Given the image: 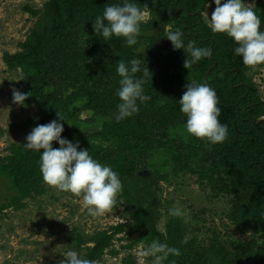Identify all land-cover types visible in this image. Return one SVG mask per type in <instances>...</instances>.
Wrapping results in <instances>:
<instances>
[{"label":"trees","instance_id":"trees-1","mask_svg":"<svg viewBox=\"0 0 264 264\" xmlns=\"http://www.w3.org/2000/svg\"><path fill=\"white\" fill-rule=\"evenodd\" d=\"M117 2L121 0H45L40 9L24 6L22 10L36 21L17 45L19 51L2 55L6 71L17 77L12 99L14 91L26 93L22 105L37 110L12 129L29 133L59 115L64 126L61 136L78 141L80 148L111 166L122 181L123 190L111 209L122 208V221L88 235L73 228L69 242L82 257L95 262L105 253L117 254L114 242H125L121 249L131 251L143 250L157 239L180 250L179 256L170 254L164 264H264V100L248 76L264 64L244 65L233 54L232 38L211 32L203 20L211 0H135L148 7L138 43L129 47L119 37L105 42L92 24L105 5ZM251 7L264 31V2L257 0ZM176 29L184 33L185 45L192 41L209 47L212 56L185 68L184 60L190 58L187 48L174 50L164 37ZM131 59L150 71L143 88L151 100L117 122L120 77L116 67ZM193 81L207 83L216 92L218 119L228 127L223 143L211 144L185 130L186 116L178 101ZM60 107L66 112H58ZM83 114L86 117L80 119ZM25 142L24 138L9 145L8 154L0 156V180L12 192L0 202V213L21 210L26 200L45 193L40 153L26 149ZM53 147L59 145L53 141ZM156 158L167 162L169 169L163 173L155 169ZM167 173L196 176L212 196L227 197L224 218L241 238L224 239L213 230L201 240L189 233L183 218L169 216L160 197ZM164 210L166 218L159 229ZM151 260L145 258L148 264ZM121 264L136 263L127 254Z\"/></svg>","mask_w":264,"mask_h":264},{"label":"clouds","instance_id":"clouds-1","mask_svg":"<svg viewBox=\"0 0 264 264\" xmlns=\"http://www.w3.org/2000/svg\"><path fill=\"white\" fill-rule=\"evenodd\" d=\"M213 3L216 7L210 18L207 15L211 32L224 33L232 38L236 44L233 54L240 56L244 65L251 67L264 64V31L260 30L261 19L253 8L246 6L244 0H213ZM147 8V5L141 6L135 0L107 4L102 14L95 17L93 30L105 42L119 37L123 38L127 46H134L142 35L141 24L145 21ZM183 36L182 30L176 29L169 30L164 37L171 42L174 50L187 48L190 58L184 60L185 68L212 56L209 47L197 46L192 41L185 45ZM116 72L120 79L116 90L119 103L115 118L119 122L133 116L141 104L151 100L143 88L150 71L148 67L142 69L137 59H131L127 63L120 61ZM139 72L142 75L136 76ZM185 88L178 103L180 112L186 116V132L211 144L223 143L227 139L228 127L218 119L221 110L217 106L215 90L207 83L195 81L188 83ZM26 98V93L13 92L14 102L23 104ZM58 117V120L33 127L25 137L24 147L40 153L39 170L47 185L78 197L82 195V206L92 216L110 212L123 190L118 173L111 166L94 159L88 149L80 148L78 141L63 138L61 133L64 126L60 123L63 119ZM53 141L59 145L58 148L53 147ZM168 215L182 218L185 213L181 207L173 206L169 208ZM184 242H187V238ZM170 254L179 256L180 250L153 239L139 252V259L141 264L147 257H152L151 264H164ZM65 257L67 259L61 264H96L73 250H69Z\"/></svg>","mask_w":264,"mask_h":264},{"label":"rangeland","instance_id":"rangeland-1","mask_svg":"<svg viewBox=\"0 0 264 264\" xmlns=\"http://www.w3.org/2000/svg\"><path fill=\"white\" fill-rule=\"evenodd\" d=\"M256 1L244 0L249 7ZM44 2L45 0H0V156L8 154V146L20 143L28 134V129L13 130L12 125L23 123L37 112L34 106H23L12 99L17 77L6 71L2 55L19 51L17 45L24 41L36 21L22 7L40 9ZM206 7L203 20L209 25L207 15L211 17L216 5L212 1ZM146 16L145 14V19ZM248 76L252 78L264 100V65L251 71ZM74 104L77 105V102ZM60 108L58 112H66ZM85 117L83 114L80 119ZM153 167L163 173L170 166L163 159L156 158ZM167 174L168 181L160 184L163 205L168 209L173 206L182 208L185 213L182 218L191 235L203 240L216 230L224 239L241 238L232 226L227 225L224 218L229 208L227 197L212 196L205 183L196 176ZM8 187L5 180H0V202L12 193ZM162 212L159 229H162L166 218L165 210ZM122 214L120 207L118 212L111 210L92 216L82 206V195L78 197L46 185L45 193L26 200L21 210L6 209L0 213V264H61V261L67 259L65 256L69 250L76 251L69 242L71 229H78L84 235L92 234L121 222ZM248 236H244V239H248ZM124 244L125 242H114L112 249L117 254L105 253L96 264H121L127 254L135 259L136 264H141L139 252L142 248L123 251L121 246ZM143 264H148L145 258Z\"/></svg>","mask_w":264,"mask_h":264},{"label":"crops","instance_id":"crops-1","mask_svg":"<svg viewBox=\"0 0 264 264\" xmlns=\"http://www.w3.org/2000/svg\"><path fill=\"white\" fill-rule=\"evenodd\" d=\"M212 1H213V0H211V2H212ZM211 2H210V3H211ZM207 5H208V4H207ZM205 8H207V7H205ZM203 15H204V12H203Z\"/></svg>","mask_w":264,"mask_h":264},{"label":"water","instance_id":"water-1","mask_svg":"<svg viewBox=\"0 0 264 264\" xmlns=\"http://www.w3.org/2000/svg\"><path fill=\"white\" fill-rule=\"evenodd\" d=\"M261 120H264V119H261Z\"/></svg>","mask_w":264,"mask_h":264}]
</instances>
